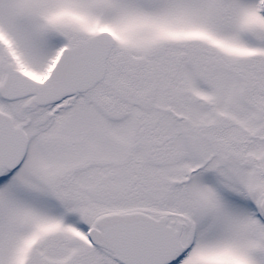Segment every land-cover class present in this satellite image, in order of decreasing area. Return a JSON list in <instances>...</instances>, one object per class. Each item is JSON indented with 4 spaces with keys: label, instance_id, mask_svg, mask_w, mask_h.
I'll return each instance as SVG.
<instances>
[{
    "label": "snow or ice",
    "instance_id": "snow-or-ice-1",
    "mask_svg": "<svg viewBox=\"0 0 264 264\" xmlns=\"http://www.w3.org/2000/svg\"><path fill=\"white\" fill-rule=\"evenodd\" d=\"M0 264H264V0H0Z\"/></svg>",
    "mask_w": 264,
    "mask_h": 264
}]
</instances>
